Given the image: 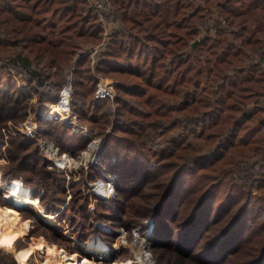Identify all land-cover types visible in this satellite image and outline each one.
Instances as JSON below:
<instances>
[{
	"label": "trees",
	"instance_id": "16d2710c",
	"mask_svg": "<svg viewBox=\"0 0 264 264\" xmlns=\"http://www.w3.org/2000/svg\"><path fill=\"white\" fill-rule=\"evenodd\" d=\"M201 1L206 12L183 15V0H110L105 14L119 26L103 39L89 0H0L2 180H22L83 241L113 235L104 222L151 227L153 250L179 264H264V0ZM206 19L214 23L192 53ZM228 36L241 42L234 54ZM96 74L114 80L115 98L95 97ZM67 81L77 121L105 136L90 177L111 176L116 195L93 207L83 177L50 169L40 143L78 154L92 137L57 118L41 117L33 138L2 129L25 119L34 96L35 106L56 102ZM0 264L18 263L0 253Z\"/></svg>",
	"mask_w": 264,
	"mask_h": 264
},
{
	"label": "rangeland",
	"instance_id": "374dc122",
	"mask_svg": "<svg viewBox=\"0 0 264 264\" xmlns=\"http://www.w3.org/2000/svg\"><path fill=\"white\" fill-rule=\"evenodd\" d=\"M89 2L92 4V6L98 8V20L100 22V24L103 27L102 30V36L103 39L105 37H107L112 31L113 29L117 28L119 26V24L117 23V21L115 20L114 17H108L109 15L105 14L106 10L104 5H107V8L111 7V3L110 0H89ZM104 4V5H103ZM205 6H203V2L201 0H183V4L181 7V13L183 15H189L193 12V10H195L196 14L201 15V13L206 12ZM214 18H217V14L214 13ZM210 19H206L205 22L203 24H199L198 28L200 29L199 32V36L192 41L190 44V48L189 51L192 53H196L197 49H198V44H199V37H203L205 35V33L207 32V29L211 26L210 24L214 23H210L208 24L210 21ZM225 24V23H223ZM226 25V24H225ZM235 29V28H233ZM210 35L212 37H216V33L215 30L210 32ZM231 36H228V41H231L229 46H228V50L230 53H235L237 51H239L242 47H241V42L240 40H231L230 38ZM100 44L98 45H89L87 46V48H85L84 50L88 49L89 51H92V53H96L97 49L99 48ZM84 50H80L77 52L75 59L77 60V58L79 56H81L84 52ZM203 55H202V60L203 63L205 65V69H204V73H203V83L206 84L207 86V92H211L212 91V86L209 85V78H210V73H211V68H212V59L210 57V52L208 50H203L202 51ZM97 77V86H96V90H95V97H96V93L99 87V84L101 82V80L105 81H112L113 84L114 80L110 77H105L102 76L100 74H96ZM17 80L19 81V77L16 76ZM21 84H23L24 86H26V82L20 80L19 81ZM66 84H70L71 86V94L73 91L72 88V84L71 81H67L63 84V87L61 89V91L63 90L64 86ZM60 91V93H61ZM115 96H116V92L114 90ZM71 94H70V101H69V109L70 112L72 114V118L74 120V123L78 122L76 115L74 114V112L72 111L71 108ZM114 96V98H115ZM36 96H34L33 100H32V107L29 109L27 116L25 117V119H23L22 121H20L19 123H13L11 121L7 122V124L2 128L3 132L5 134V138L9 135H15L16 133H20L21 135H24L25 137H27V135L21 133L19 130H22L23 132L32 135V136H28L29 138H33L37 136V133L40 129V118L43 117L41 116V112L42 110H44L45 108L50 107V105L52 104H58L59 99L56 102H47L42 106H35V100ZM35 106V107H34ZM45 119H49V117H43ZM52 118H57L58 120H60L62 122V119L60 117H52ZM78 127L79 130L75 131L72 127H69V131L68 134L73 135L75 133H84L83 131L88 130L87 126L85 124H80L78 122ZM84 128V129H83ZM4 130H8L10 131V133H7ZM195 130H197V128H195ZM14 131H17L15 134H11ZM36 132V133H35ZM35 133V134H34ZM34 134V135H33ZM89 135L87 137H92V140L90 142L89 147H87L86 149L80 151L78 154H73V152L70 151H66L64 153H61L59 148L55 145V143L53 141H44V140H40L41 145L43 146V143L47 144V145H53L57 151V155H54L52 152L49 153V155H47L46 153H44L49 159H50V163L48 165V167L50 169L56 168L57 170L63 172L66 176V181L68 182L69 179L72 177L75 181H78L79 179H81L83 177L82 180V190L85 194H87L89 196V206L93 207L94 203L99 201V202H107L110 201L112 197H114L116 194L110 195V196H106V197H97L95 195L96 192H100L99 190H96L95 187L96 185L94 183H98V181H104V182H108L106 179V177L103 178H98V176L94 175L92 177H90V166H92L95 163H98L100 161V158H102L103 154H101V149H99L97 151V159L94 163H92L91 165L89 164V160L84 157V155L88 152H91L93 148H91V144L92 142L95 141V143L93 144V146L97 143H99L104 136H100V137H94V135L90 133H88ZM97 141V142H96ZM92 146V147H93ZM4 146H2V155H0V163H5L7 161L6 157H5V153H3ZM45 152V151H44ZM68 155V160L66 161L67 163H64V166H57L55 164V160H57V158H64ZM95 157V156H94ZM108 158V157H106ZM66 159V158H65ZM111 157H109L107 160H105L106 162L111 161ZM2 174L3 171L0 169V181L2 182V184H7V183H13L15 181H21L22 180H13L11 182H6L2 180ZM108 177L111 176H107ZM28 188V187H27ZM2 187L0 186V206L3 207H7L9 206V203L7 201L4 200V193L2 191ZM30 195L32 197V199L37 200L43 213L49 214L46 209L41 205L40 203V199L37 196H34L31 194ZM14 213L18 216L19 220L21 222H24L26 220L29 221V228L28 231L25 235H23L22 237L17 238L11 247L6 248L4 246H0V253H4V254H8L11 255L16 263L18 264H22L21 262H19L16 257H15V252L18 249L24 248L26 246H28L29 244H31L32 242L37 241L39 238H43L49 245L55 247V248H62L64 249L67 253L71 254V253H77L80 257L86 256V257H90L93 258V255L91 252L87 251V244L89 243L90 240H96V239H101L103 242H105L109 248V257L106 258H96L95 260L100 263V264H137V261H140V258L144 257L147 253L151 252V258L152 261L155 262V264H179L175 259H170L168 256H161L159 257V255L155 252V250H153V234H151V238H150V234H149V230L152 228L150 227L149 229H144V227H138L136 229H134L131 232H128L124 229H121L120 227H110L109 223H103L102 224V228L104 230L109 231L111 234L107 237L101 235L100 233L96 232L94 233V235L88 240V241H83L80 240L77 235L74 233L73 231V227L71 226V221L70 218H65V219H61L59 218V216H57V214H53L54 217L52 219H44L43 216L38 213L37 207L34 206V204H29L27 207L24 208H16V210H14ZM38 219L43 220L44 222H47L48 224L52 225L55 229L58 230L57 235L53 234L51 232V230L46 229L41 227L38 224ZM63 224V225H62ZM148 237V240H146V242H148V246L147 244H143L142 239H144L145 237ZM95 256V255H94ZM46 260V254L45 253H40V252H33L29 259L26 261V263L24 264H40L42 262H44ZM130 261V262H129ZM188 264V263H186Z\"/></svg>",
	"mask_w": 264,
	"mask_h": 264
},
{
	"label": "bare ground",
	"instance_id": "6f19581e",
	"mask_svg": "<svg viewBox=\"0 0 264 264\" xmlns=\"http://www.w3.org/2000/svg\"><path fill=\"white\" fill-rule=\"evenodd\" d=\"M61 96L60 103L50 105L49 113L47 112L46 114L58 116L64 122L71 123V125L74 126L76 123H74V120L71 117L72 114L68 104V87L64 90ZM98 148L99 143L95 144L92 151L86 153L84 157L87 159L94 158V156L97 155ZM0 186L3 188L4 200L9 203V206L7 207L0 206V246L9 248L17 238L25 235L29 228V221L26 220L21 222L13 209L16 210V208H24L29 204H34V206L37 207L38 213H40L44 219H52L54 215L52 213H43L38 201L32 199L30 190L23 184V182L15 181L10 185H3L0 181ZM111 187V184L102 182L98 186V189L103 194L108 195ZM146 240H148L147 236L142 239V242L144 245L147 244L148 246ZM86 247L87 251L95 255H93V258H88L86 256L80 257L77 253L69 254L64 249L55 248L49 245L43 238H39L28 246L18 249L14 255L22 264L26 263L30 255L35 251L46 254V260L40 264H100L95 260L96 258L107 259L109 257V248L101 239L90 240ZM140 261H143L144 264H151L152 258L151 256L147 257L145 255L140 258Z\"/></svg>",
	"mask_w": 264,
	"mask_h": 264
},
{
	"label": "built area",
	"instance_id": "2783aa9c",
	"mask_svg": "<svg viewBox=\"0 0 264 264\" xmlns=\"http://www.w3.org/2000/svg\"><path fill=\"white\" fill-rule=\"evenodd\" d=\"M97 7V6H96ZM68 87V90H69V101H70V94H71V86H70V84H66L65 86H64V88H63V90L61 91V93H60V98H59V102L58 103H60V100H61V95H62V93L64 92V90L66 89ZM114 96H115V93H114V84H113V82L112 81H103V80H101V82H100V84H99V87H98V90H97V93H96V97L97 98H105V97H111V98H114ZM68 104H69V102H68ZM49 113V109L48 108H45L44 110H42V112H41V116H43V117H49V118H52V117H56L55 115H49V114H46V113ZM58 117V116H57ZM62 122H64L63 120H62ZM17 130H19L21 133H23V134H25V135H27V137L28 136H32V135H29V134H27V133H25V132H23L22 130H20V129H17ZM4 131H6V130H4ZM7 133H10V131H6ZM17 131H14L13 133H11V134H15ZM36 133V132H35ZM34 133V134H35ZM33 134V135H34ZM97 142V141H96ZM94 143H95V141H94ZM102 145H103V140H101L100 142H99V148L98 149H101V147H102ZM43 149H44V151H45V153L47 154V155H49V153H53L54 155H57V151H56V149H55V147L53 146V145H47V144H45V143H43ZM66 158V159H65ZM96 159H97V155L94 157V158H92L91 160H89V164L91 165L92 163H94L95 161H96ZM68 160V155L66 156V157H64V158H57V160H55V164L57 165V166H64V163H67L66 161ZM111 161H114V158H112L111 159ZM107 183L108 184H111L112 185V187H111V190H110V192H109V194L108 195H106V194H103L102 192H96L95 193V195L96 196H99V197H106V196H110V195H113V194H115V187H114V180H113V178L112 177H108V179H107ZM102 182H104V181H98V183H94L95 185H96V187H95V189L96 190H99L98 189V186L102 183Z\"/></svg>",
	"mask_w": 264,
	"mask_h": 264
},
{
	"label": "water",
	"instance_id": "95a60500",
	"mask_svg": "<svg viewBox=\"0 0 264 264\" xmlns=\"http://www.w3.org/2000/svg\"><path fill=\"white\" fill-rule=\"evenodd\" d=\"M63 124L64 125H66V126H68V127H72L75 131H78L79 130V127H78V122H76V126H73V125H71V123H68V122H63ZM84 129V128H83ZM84 133V135H86V136H88L89 134L88 133H90L91 134V132L90 131H87V130H85V131H83ZM92 135V134H91ZM104 139H105V136H104V138L102 139L103 141H104ZM93 144H94V142H92V144H91V148H93L92 146H93ZM115 187V186H114ZM8 202V201H7ZM149 236H150V238H151V234H152V230L150 229L149 230Z\"/></svg>",
	"mask_w": 264,
	"mask_h": 264
},
{
	"label": "clouds",
	"instance_id": "9594fccd",
	"mask_svg": "<svg viewBox=\"0 0 264 264\" xmlns=\"http://www.w3.org/2000/svg\"><path fill=\"white\" fill-rule=\"evenodd\" d=\"M65 95H66V93H65ZM151 255H152L151 252H149V253L146 254L147 257H150ZM137 264H144V262L143 261H137ZM151 264H155V262L152 261Z\"/></svg>",
	"mask_w": 264,
	"mask_h": 264
}]
</instances>
